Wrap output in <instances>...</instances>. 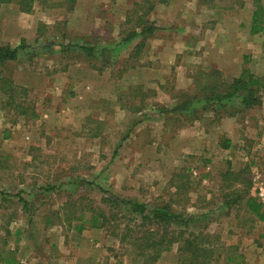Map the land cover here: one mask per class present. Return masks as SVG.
I'll return each instance as SVG.
<instances>
[{
	"label": "rangeland",
	"instance_id": "obj_1",
	"mask_svg": "<svg viewBox=\"0 0 264 264\" xmlns=\"http://www.w3.org/2000/svg\"><path fill=\"white\" fill-rule=\"evenodd\" d=\"M254 13L264 28V0H45L28 14L1 6L0 46L21 49L0 68L12 85L0 90V260L81 264L67 248L80 233L64 215L124 214L131 201L171 209L187 224L178 230L210 235L213 253L264 264V222L239 201L264 188V32L251 33ZM139 22L153 31L132 57L142 37L122 42ZM214 71L217 83L254 77L260 103L244 109L233 98L192 125L169 113L179 94H196L198 72ZM103 191L117 207L101 203ZM117 219L85 230L99 244L90 261L141 264L119 243L126 221ZM178 258L174 249L156 264Z\"/></svg>",
	"mask_w": 264,
	"mask_h": 264
},
{
	"label": "trees",
	"instance_id": "obj_2",
	"mask_svg": "<svg viewBox=\"0 0 264 264\" xmlns=\"http://www.w3.org/2000/svg\"><path fill=\"white\" fill-rule=\"evenodd\" d=\"M41 1L45 2V0H0V7L15 4L20 12L28 14L32 11L34 4ZM257 16V13L253 14L251 33L264 32V28L260 27L259 22L256 20ZM133 31L122 42V44H126L132 38L142 37L132 49L130 53L132 57L139 54L144 42L147 40L146 37L150 36L153 30L147 24L139 22ZM19 49L21 47L9 48L0 46V68L15 60ZM79 49L87 55L93 51L92 48L88 49L82 46H79ZM213 76L219 77L220 73L216 71L211 73L198 72L193 80L196 94H179L180 98L178 102L174 104L169 113L189 116L187 122L192 125L207 120V115H211L210 118H216L219 112L218 109L224 110L226 103L230 102L233 98L244 109L254 108L260 103L257 88L258 82L251 75H248L247 78L233 79L227 84L212 81L211 77ZM205 78L207 82L212 81L213 83H201ZM11 87L10 81L3 77L0 71V90L8 92ZM21 104L24 105V103ZM21 104L17 107L18 110L22 108ZM196 105L199 107H196ZM26 113L27 110L24 109L19 112V115H26ZM31 116H34L32 109ZM219 145L222 149H228L230 147V140L224 139L221 143L219 142ZM235 182H238L237 178H234L231 183ZM241 184L244 186V182ZM103 194L104 196L101 198L102 204L118 206L115 203L117 200L115 196L106 191H103ZM105 195L108 196V199L104 198ZM240 200L243 201V210L246 214L252 216L258 222H264V204L249 195L248 189L239 197ZM76 203L77 201H70L68 207H72ZM125 203L130 207L124 211V214L115 213L111 215V213H105L102 209L97 208L91 211L89 215H85L84 212H80L78 215H75L73 212L65 214L64 220L70 225L75 224L69 228L70 230L81 233L88 229L101 230L104 226L118 221L117 217H120L126 221V225L119 233V243L127 244L132 248L136 261L140 259L141 264H156L163 254L169 253L174 249L179 255V264H211L212 260L218 262L221 257L224 259L223 264H245L241 253L229 250L217 254L213 253L209 244L210 235H206L204 232H188L186 228L182 231L178 230L181 226L187 227V224L182 223L181 217L171 209L167 207H147L144 204L133 203L131 201H125ZM225 204L227 205L229 202ZM115 230L114 234L118 232V229L117 231ZM16 234H18V231ZM0 261L2 264H14L15 262L14 259L5 257H2ZM116 264L123 263L117 261Z\"/></svg>",
	"mask_w": 264,
	"mask_h": 264
},
{
	"label": "crops",
	"instance_id": "obj_3",
	"mask_svg": "<svg viewBox=\"0 0 264 264\" xmlns=\"http://www.w3.org/2000/svg\"><path fill=\"white\" fill-rule=\"evenodd\" d=\"M90 236H91L90 232L83 231L80 234L69 235L67 237V240L70 243L72 242L71 244L68 242L67 248L70 249V252L74 253L75 257L81 256V257H79L80 259H78V260H80L81 264H97L96 263L97 260L93 261L95 263L90 261V259H89L90 253L89 252L91 251V249H93L95 251V254H96V252L99 251V244L97 246H95V244L92 246L90 244L91 240H92V238ZM52 248H55V246H52ZM57 249L60 250V247H57ZM54 262H55V260H54ZM14 264H26V263H23L21 261H15ZM51 264H56V263L52 262Z\"/></svg>",
	"mask_w": 264,
	"mask_h": 264
},
{
	"label": "built area",
	"instance_id": "obj_4",
	"mask_svg": "<svg viewBox=\"0 0 264 264\" xmlns=\"http://www.w3.org/2000/svg\"><path fill=\"white\" fill-rule=\"evenodd\" d=\"M257 200L259 202H261L262 204H264V188H258L257 189V196H256Z\"/></svg>",
	"mask_w": 264,
	"mask_h": 264
}]
</instances>
